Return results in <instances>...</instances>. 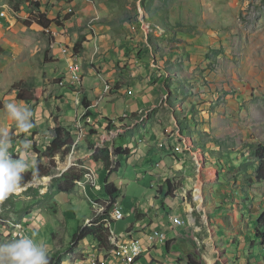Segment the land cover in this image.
<instances>
[{
	"label": "rangeland",
	"instance_id": "374dc122",
	"mask_svg": "<svg viewBox=\"0 0 264 264\" xmlns=\"http://www.w3.org/2000/svg\"><path fill=\"white\" fill-rule=\"evenodd\" d=\"M65 1L45 0L42 10L48 13L49 9L56 12L62 8L64 15L71 14L72 7ZM88 3L97 5L96 0L95 4ZM110 3L111 12L126 20L132 30L135 25L134 30L146 33L151 50L141 42L135 56L140 54L143 63L153 61L154 66L148 77L151 80L140 79L139 86L147 89L157 84L160 96L154 103L144 102L143 108L123 110L122 114L111 113L110 108L106 116L85 118L86 111L80 113L78 109L83 106L85 110V100L80 93L75 100L69 94L76 92L73 89L82 91L84 86L82 35H69L70 44L68 38L57 41L55 36L61 30L58 23L54 25L56 21L45 27L37 23L41 0H0V133H8L13 159L28 162L26 171H33L38 162L41 170H49L0 203V245L28 236L43 243L56 264H136L141 256L137 264H188L191 252L198 264H248L252 254L260 259L264 240L256 237V224L252 227L256 220L252 222L250 217L264 213V182L253 178L257 167L254 150L257 145L264 146V0ZM90 15L86 26L93 33L100 17L90 22L99 14L93 9ZM70 56L76 57L72 60L78 67L74 81L80 77V84H72ZM94 71L97 79L106 78L101 68ZM91 76L87 84L93 80ZM105 81L99 99L113 87L110 79ZM17 88L30 100H19ZM64 91L68 93L66 100ZM88 95L86 100L91 104L100 101ZM9 103L33 113V127L28 132L22 131L7 112ZM57 124L72 135L74 144L67 157L56 155L51 161L37 155L35 149L45 151ZM25 140L31 142L30 149H24ZM117 148L128 154L119 158ZM68 158L71 166L64 170ZM112 169L116 170L109 179L120 185L118 206L125 215L123 220L112 222L116 233L134 221L135 208L139 210L132 224L139 231L136 237L143 236V226L146 232L150 231L146 228L156 227L158 214L150 207L155 198L166 205L167 210L161 207L160 211L166 212L169 221L178 215L183 224L178 235L172 232L174 227L158 225L166 232L169 246L157 244L149 251L146 241L148 250L141 245L143 251L135 263L123 258L121 243L129 241L125 236L118 235L115 245L109 235L111 247L101 251L88 239L74 246L71 243L87 217L96 212L105 214L110 206L105 205L110 201L104 182ZM69 171L82 177L69 186V191H60L68 184L64 175ZM87 178H94L95 185ZM97 178L100 188H95ZM166 179L174 183L175 190L172 198L163 199L158 189ZM83 185H87L88 195L80 199L78 191ZM241 195L254 203L245 198V205ZM94 196L104 200L89 203L88 197ZM215 223L227 231V242L224 229L215 228ZM243 232L251 238V242L245 238L246 247L240 242ZM185 233L184 237L197 245L188 254L182 251L185 244L181 234ZM249 243L262 247L260 256L259 252L254 255ZM230 244L234 249L228 247Z\"/></svg>",
	"mask_w": 264,
	"mask_h": 264
},
{
	"label": "crops",
	"instance_id": "0c3cea01",
	"mask_svg": "<svg viewBox=\"0 0 264 264\" xmlns=\"http://www.w3.org/2000/svg\"><path fill=\"white\" fill-rule=\"evenodd\" d=\"M92 1L93 2H91L90 0H67V1H65L66 3L69 4L70 7H72V10H71L72 13L64 15L63 14L64 10L62 8H59V11H56V12H54L52 9H49L47 11L48 13H45L42 10L43 7H46L45 0H41L42 6L40 8V12H38V13L45 15V17L47 19H49L51 21V23H53V21H56V22H54L55 26H56V23L59 24L58 27L61 30V32L57 33L55 36V37L58 36L57 41L58 40L64 41L66 38L69 39V35H72L75 38H78L79 36L82 35L81 38L83 39V41H79V42H82V50H81L80 56H81L82 61L84 60V63H82L83 64V73H84V77H83V85L84 86L82 88V91H78L76 89H73L76 92H69V94L73 100H75L76 95L78 96L80 93L79 97L83 98V100L88 102L87 100H88V98H90L88 93H91V95L93 96L94 99L96 97H98V95L100 96L102 94V90L104 88V83L106 82L105 81L106 79H108V80L110 79L109 83H113V87L111 88V91H109V94L104 96L102 99H99V97H98V100H100V101L94 102L92 104L90 102H88L90 106L88 108H86V106H85V110H84V108L82 109L81 107H83V106H81L80 108H78L79 112L82 113V112L86 111L83 114L84 117H85V114L88 113L89 116H87V117L90 118L91 116H93L95 114L98 116H106L109 113L110 108H113L111 113H121L122 114L123 110L125 112V111H129V110H133V109H139L140 107H142V108L145 107L146 105L144 106V102L151 101L152 103H154V101L156 99H158V97L160 96L159 92L157 91V88L159 87V85L154 84V86L152 87L153 89H152L149 87L147 82H143V84L145 86L148 85V88L145 89L144 87L139 86V83L142 84L140 82V79H145V78H148L149 76L151 78L152 73H153V68H151V66H154V63H153V61L150 64L148 62L143 63L141 58H140V54L138 55V57H137V55L135 56V52L140 49V43L141 42H145L144 44L147 47L146 49L151 50L149 45H147L146 33H144L142 31V29L134 30V28L136 27L135 25H134V28L132 30L126 20H124L123 18H118L117 17L118 15L116 12H111L113 10L111 7V5H113V4L110 3L111 0H96L97 5L95 7H92L88 3V2H91L92 4H95L94 0H92ZM93 9H94V12H97L99 14V16L98 15L93 16V18L90 20V22L98 19L99 17H100V19L95 22V25L93 26L94 32L92 33L91 31L88 30V28L86 26V22L92 16L90 14H92ZM1 15L2 16L6 15V12L1 11ZM139 18L142 19V16H139ZM85 26H86L87 30H86ZM138 30H141L142 32L141 31L136 32ZM142 34L145 35L144 38L142 37ZM70 43H71V41L69 39V44ZM95 46L98 47V52H96L94 54ZM92 54H93V56H92ZM90 59L92 61H87ZM95 67L101 68L103 70V72L106 74L105 79H97V77L94 76V72H95L94 68ZM78 72H79V76H81L80 70ZM90 75H92L91 77H93V80H90L91 82L87 84L86 80H87V77ZM150 78H148V79H150ZM79 80H80V77H79ZM78 84H80V81ZM69 91H72V90H69ZM63 94L65 95V100H66V96L68 94L67 91H64ZM85 101H84V105H85ZM114 111H116V112H114ZM123 115H126V113H124ZM87 117H85V118H87ZM119 158H121V156H119ZM101 174H102V172H101ZM98 178H97V181H99ZM90 180L92 182V185H95L94 184L95 179H90ZM115 183L118 184L117 182H115ZM97 184H98V182H97ZM163 184H164V182L161 185H163ZM81 186H82V184H81ZM98 186H99V184H98ZM90 187L93 188V190H96L94 187H92V186H90ZM235 191L236 192H234V193L238 194V191L237 190H235ZM78 193H79L78 197H80V199L83 196H86V198H87V195H88L87 185H85V186L83 185V187L81 188V191H78ZM224 193H226V192H224ZM167 198H169V197H167ZM167 198H165V199H167ZM240 198L243 200L245 205H246L245 198L249 202H251V200H252V199L245 197L243 195H241ZM97 199L98 200H104V199H99L98 196H94V197H88V202L90 203L91 201H93V200L95 201ZM236 200H238V199H236ZM119 202H120V199L118 198L116 204L119 205L118 204ZM97 203H99V202H97ZM252 203H254L253 200H252ZM99 204H101V203H99ZM160 204H161V206H160ZM240 205H239V207H240ZM258 206H261L260 202H259ZM150 207H153L152 212L156 211L155 214H158V216H155L157 218H154V223L157 226L158 225L161 226V224H163V227H165V229H167L168 227H170V228L174 227L172 224H170L168 222L166 212H163V211L167 210V207L165 204L163 207V204L161 203V200L159 198H155V200H152L150 202ZM161 207L164 208L163 211H160L162 209ZM241 207H242V205H241ZM240 209H242V208H240ZM144 210H146V209H144ZM138 212H139L138 208H135V211L133 212V215H132L135 217L134 221L136 220V215ZM159 212H161V213L159 214ZM170 212L174 213V211H172V210H170ZM155 214H153V215H155ZM233 214H234V212H233ZM253 216H255V215L253 214ZM91 217H92V215L87 217L85 219L84 223H86V221L88 219H90ZM258 218H259V216H257V217L251 216L250 220L252 222H255V220H257ZM150 221L151 220L149 219L148 222H150ZM133 222L129 223L126 228L130 227V225L133 224ZM144 222H146V221H144ZM233 222H235L237 224L236 219L233 220ZM194 224H197V223H194ZM254 224L255 223L252 224V227ZM248 226H249V224H248ZM216 227L224 229V233L226 234V236H225L226 240L225 241L227 242V239L230 236H227V231H225V228L221 227V225L215 223V228ZM142 228H145V226H143ZM236 228H239V227H236ZM179 230H180V228L174 227V230L172 232L173 233L175 232V234L178 235ZM243 233H245V235L241 236L243 238V240L240 239L241 240L240 242H242L243 243L242 245L244 247H246L247 244L245 243L246 242L245 238H248L247 239L248 242H251V238L246 232H243ZM129 234H132V231H130ZM186 234L187 233L181 234L182 238L185 239V240L184 239L181 240L182 245L185 244L184 248H182V251H185V254L188 251L190 252L192 250V247L194 248V246L195 247L197 246L196 244L194 245V243L189 242L188 239L184 237V236H186ZM119 235H120L119 237H121V233ZM195 238H197V237H195ZM127 239H129V241L124 242L123 244L133 243V239H131L130 237H125L124 240H127ZM142 242H143L144 251L146 249L148 250V247H145L146 241H142ZM142 242L140 241V247L142 245ZM163 245L165 246L166 244H163ZM249 245L252 246L251 251L254 253V255H256L255 253L259 252V256H260V254L262 252L261 251L262 247H259V245H257V243L256 244L252 243V245H251V243H249ZM168 246L166 245L165 247L167 248ZM228 247L234 249L233 244L228 245ZM141 251H142V247H141ZM122 253L124 255L123 258L125 260H127L126 256H128V254L124 253L123 251H122ZM191 253H194V252H191ZM149 254H151V253H149ZM138 257H135V259H137ZM142 257H144V256H142ZM254 258L255 257L252 254L251 257H249V259H248L249 260L248 264H264V256H262V257L260 256V259H259V257L256 259H254ZM141 260H142V258H141ZM137 263H139V262H137Z\"/></svg>",
	"mask_w": 264,
	"mask_h": 264
},
{
	"label": "trees",
	"instance_id": "16d2710c",
	"mask_svg": "<svg viewBox=\"0 0 264 264\" xmlns=\"http://www.w3.org/2000/svg\"><path fill=\"white\" fill-rule=\"evenodd\" d=\"M38 21L37 23L42 25V26H48L49 23L51 22L49 19L45 17V15L39 13L38 14ZM17 96L18 99L21 101H29L30 96L25 95L24 92L22 93L21 89L17 88ZM85 106L88 108L90 105L88 102L85 101ZM89 116L88 113L85 114V117ZM74 144V138L72 135L66 131V129L60 125L57 124L53 130V136L52 139L49 143V145L46 147L45 151L42 153L40 150L35 149L38 152V155L42 157H47L49 160H54L53 158L56 155H59L61 159H64L67 157V155L70 153L72 146ZM115 153L118 156L122 155H127V152H123L121 148H117L115 150ZM255 156L257 158V167L254 171L253 178L256 182H264V146L262 145H257V147L254 150ZM97 159H99L98 156H96ZM120 163H118L119 166ZM40 164L39 162L36 163L35 169L33 171H26L23 173V181L22 185L26 184L28 182H31L33 180L40 179L43 175L47 174L49 172L48 169L46 170H41L40 169ZM116 169L109 170L108 175L105 178L104 182V189L105 192L108 195V199L110 201V206L107 208L106 212L104 215L94 219L91 221V225H86L83 224L78 228V231L73 235L71 239L72 245L78 244L80 241L83 239H88V241L91 243L93 248L97 251L101 250H107L111 247L109 245V235H110V230L113 220H109L110 217V208L112 209L111 205L117 202L118 196L120 194V185L116 184L114 181L109 180V177L112 175V172ZM66 181L68 182L67 186L65 188L60 187V191H69L70 187L75 183V181L81 179L82 175L81 173H76V174H71L70 171L69 173H66L65 175ZM71 185V186H70ZM70 186V187H69ZM174 190L175 186L174 183L171 182V180L166 179L163 185H161L158 189V193L161 196V198L165 199L167 197H173L174 196ZM96 201L99 202L97 199ZM162 203V201H161ZM163 204V203H162ZM125 215L121 218L123 220ZM134 217V216H133ZM105 219L106 221H103ZM135 219V217H134ZM120 221V219H119ZM169 222V221H168ZM131 223V222H130ZM256 237L262 238L264 240V213L261 214V216L256 220ZM128 226V225H127ZM126 226V227H127ZM157 229H160L158 227ZM113 230V229H112ZM135 228L132 227V224L130 227L125 228L124 231L121 233V237L128 236V233L130 231H134ZM145 228H143L141 231H144ZM114 231V230H113ZM139 232V231H138ZM114 233H116L114 231ZM117 237L119 234H117ZM118 241V240H117ZM120 241V240H119ZM123 244V243H121ZM128 244V243H127ZM167 246L169 245V242L167 241L165 243ZM124 245V244H123ZM142 254V251H140L135 257H138ZM143 258L142 256L138 259L137 262H140ZM188 264H198L195 262L196 259V254H188ZM56 258H51L50 259V264H56L55 263ZM137 264V263H136Z\"/></svg>",
	"mask_w": 264,
	"mask_h": 264
},
{
	"label": "clouds",
	"instance_id": "9594fccd",
	"mask_svg": "<svg viewBox=\"0 0 264 264\" xmlns=\"http://www.w3.org/2000/svg\"><path fill=\"white\" fill-rule=\"evenodd\" d=\"M9 115L17 121L18 127L28 132L33 124V113L28 108H18L16 104L6 106ZM10 137L0 133V203L22 187L23 173L29 167L23 158L13 159L9 153ZM25 150L30 149L31 142H23ZM0 264H50L47 247L34 239L24 236L11 243L0 245Z\"/></svg>",
	"mask_w": 264,
	"mask_h": 264
},
{
	"label": "built area",
	"instance_id": "2783aa9c",
	"mask_svg": "<svg viewBox=\"0 0 264 264\" xmlns=\"http://www.w3.org/2000/svg\"><path fill=\"white\" fill-rule=\"evenodd\" d=\"M75 58L76 57L72 58L70 56V59H69V67H70V65H72L71 66L72 67L71 81H72L73 85H76L75 81H74V72H76V71L74 69V62H72V60L74 61ZM71 62H72V64H71ZM9 153L12 156V158L15 156L13 152L9 151ZM89 179H94V178H87V180H89ZM97 182L98 181L96 180V187L95 188H100L98 186ZM109 204L110 203L108 201H106L105 205L109 206ZM119 211L122 212L121 208ZM102 215H104V214H100L99 212H96L95 214H92V217L90 219H88V221H93L94 219H96ZM169 216L170 215H168V218H169ZM103 221H106V220L103 219ZM169 223L172 224L176 228H181L183 226V224L181 222V218H179L177 215H175V217H170ZM154 226H156V227L146 228V229L150 230L148 232H146V230L142 231L143 236L141 237V239L139 237L135 236V234H138V231H136V230L132 231V234H128V236H126V234H125V237H130L131 239H133V246L128 247V256H126V259L129 263H135L136 251H141L140 241H147V245H149V251H150V249L153 248L154 245L156 246L157 244H165L167 242L166 232L161 227H160V229H157L158 226L157 225H154Z\"/></svg>",
	"mask_w": 264,
	"mask_h": 264
},
{
	"label": "bare ground",
	"instance_id": "6f19581e",
	"mask_svg": "<svg viewBox=\"0 0 264 264\" xmlns=\"http://www.w3.org/2000/svg\"><path fill=\"white\" fill-rule=\"evenodd\" d=\"M90 1L93 2L92 0H90ZM75 65H76V62H74V69H77L78 67L75 66ZM78 80H79V77H77V79H75V81H78ZM68 164H70V159L69 158L67 160L66 165H68ZM195 197L198 200H200V198H201L200 194H196ZM119 210H120L119 206L115 204V206L113 207L112 212H111V217H112L113 221H118L119 219H121L123 217V213L121 211H119ZM110 238L112 239L113 242H115V245H118L117 235H116V233H114V231L112 229L110 230ZM132 246H133V243L121 245V247L123 248V250L125 251L126 254H128V247H132ZM142 247H143V243H142ZM139 252L140 251H136L135 255H137Z\"/></svg>",
	"mask_w": 264,
	"mask_h": 264
},
{
	"label": "water",
	"instance_id": "95a60500",
	"mask_svg": "<svg viewBox=\"0 0 264 264\" xmlns=\"http://www.w3.org/2000/svg\"><path fill=\"white\" fill-rule=\"evenodd\" d=\"M71 166V163L66 165V167L64 168V170H67L69 167Z\"/></svg>",
	"mask_w": 264,
	"mask_h": 264
}]
</instances>
